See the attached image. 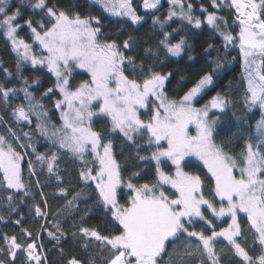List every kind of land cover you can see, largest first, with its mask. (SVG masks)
<instances>
[{"label":"snow or ice","instance_id":"snow-or-ice-1","mask_svg":"<svg viewBox=\"0 0 264 264\" xmlns=\"http://www.w3.org/2000/svg\"><path fill=\"white\" fill-rule=\"evenodd\" d=\"M94 3L132 25L148 23L133 0ZM168 3L164 18H151L160 38L141 57L134 51L137 38L118 42L105 36L101 18L74 5L0 0V35L15 54L21 82L17 87L0 81V104L11 110V120L0 116V224L17 226L14 232L0 230V264H224L226 249L239 258L237 264H264V0H211L214 11L201 5L203 20L191 2ZM160 4L143 0L146 14ZM24 8L31 10L27 19ZM222 9L231 23L219 14ZM174 18L197 29L206 23L225 50L239 49L246 104L262 113L256 136L243 137L242 145L234 143L235 134L221 137L220 114L229 103L223 95L196 106L214 86L221 58L202 68L182 96L168 94L173 73L158 70L164 67L161 55L182 59L191 47L184 37L173 42L179 32L167 28ZM25 28L27 39L20 35ZM25 65L54 77L39 97L31 90L39 79L30 84ZM3 73L9 80L13 75L8 68ZM79 75L88 78L75 82ZM21 92L22 102L13 104ZM45 97H55L56 118ZM96 118L107 122L103 130L95 129ZM114 138L132 147L137 160L154 162L151 180L141 183L140 171L120 163ZM26 156L31 159L25 168ZM196 161L206 169L203 177L185 170ZM70 170L79 190L68 178ZM48 186L63 201L55 212L44 191ZM22 206L55 242L59 261L51 260L40 232L24 226ZM93 212L101 224L88 223ZM207 213L216 220L227 217V226L217 231ZM65 221L71 224L65 227ZM69 240L76 251L65 248Z\"/></svg>","mask_w":264,"mask_h":264},{"label":"trees","instance_id":"trees-1","mask_svg":"<svg viewBox=\"0 0 264 264\" xmlns=\"http://www.w3.org/2000/svg\"><path fill=\"white\" fill-rule=\"evenodd\" d=\"M14 3H18L19 0H13ZM53 3H59L61 7H68L69 5H74L76 11H80L82 14L87 15L91 14L92 16H98L101 18L103 23V31L105 36L111 37L113 39H117V41H122L126 39L129 35L137 38L140 43V47L138 49H134L137 54L141 57L144 56L143 48L155 45L158 41L159 37V27H152L151 18L153 15L164 18L168 9L170 8L168 0H161V4L158 6V10H152L151 12H147L143 8V4L141 0H133V5L136 8L138 14L145 17L148 23L144 24L143 27L139 25H132L130 22H124L122 18L110 16L105 13L98 4L94 3L91 0H52ZM191 2L194 8V14L201 19H204L207 13L201 12V5L208 10V12L214 11L211 6V0H185V4ZM24 19H27L31 15V10L28 8H24ZM220 15L225 16L229 21L232 19L228 16V10L222 9L219 12ZM38 19V17H37ZM23 23V20L21 21ZM172 29H177L179 34L175 35V39L173 42H177L181 37H184L188 44L191 46L186 49L185 54L182 59L168 57L164 59L163 55H161V62L164 65L162 69L163 71H170L173 73L171 77V82L167 85L168 94L173 96L174 98H178L185 91L188 90L189 87L193 85L195 80L198 78V74L201 69L204 68L209 62L215 61L218 57L221 58L223 67L219 69L217 78H215L214 86H210L206 89V95L203 94L200 101L204 99H208L214 94L220 93L228 100V107L225 109V112L221 115V125L219 128L221 137H232L234 134L236 135V139L234 143L236 145L243 144V137L256 136V123L261 119L262 113L260 109L257 107L249 110L248 105L245 101V91H246V81L242 79L243 72V63L242 57L239 55V50L237 48H228L225 50L223 48L222 42L220 38L213 34V30L206 23L200 28L197 29L192 25L187 24L186 21H180L179 19L174 18V22H170V26L167 28L168 31H172ZM21 36L27 39L28 30L25 28L21 33ZM209 44L213 45V48L210 50V55L205 52V49ZM151 55V54H149ZM189 55L192 59H189ZM15 54L11 51L10 43L6 40L3 35H0V81L7 80L10 85L20 86L21 82L16 78V66H15ZM138 63L140 61H137ZM151 62V61H149ZM3 68H8L12 73V77L9 80L8 77L3 73ZM23 75L29 79V83L35 78L39 79L38 85H32L31 90L37 95L40 96V93L43 92L47 87H51L54 83V77H51L50 74L43 69H33L29 65H25L23 67ZM86 75H79L75 77V82H79L81 80L87 79ZM55 97H45L43 103L45 107L52 112L54 118H56L57 113L52 111V104L54 102ZM23 100V93L21 92L19 96L12 101L13 104H19ZM10 109L4 107L0 104V116H4L6 120H11ZM217 111V110H216ZM214 111V112H216ZM106 121L103 118H96L94 122V127L96 130H103L106 127ZM27 130V129H24ZM115 145V154L117 159L120 161L122 165H125L129 168L130 171H140L141 175L144 177L140 180L141 183L151 180L153 178L154 173V162L150 161H139L135 158L136 153L135 150L130 147L127 143L123 141L122 138H114ZM41 151H45L43 147L40 149ZM239 147H237V151ZM151 150L142 151L141 155L150 154ZM31 159V157L26 156L24 161V167H27V161ZM195 167L186 168L187 171H192L194 173L200 174L202 177L206 174V169L203 167L202 162H195ZM71 169V166H70ZM28 174L25 172V178H27ZM69 179H72V185L79 190V185L76 180L73 178L72 172H69ZM45 183H47L45 181ZM207 183V182H206ZM94 187V186H93ZM46 193H48V201L51 206V211L55 212L59 205L63 203L60 199H54L53 193L55 189L52 186H48L44 189ZM91 189H89V193ZM206 196L208 195L207 188L205 189ZM218 199V198H217ZM81 208H84V203L80 204ZM21 211L25 212L26 220L24 222V226L29 228L30 230L40 232V242H42L46 249L51 250V260L59 261V256L55 254V249H53L54 241L48 238L47 233L40 229V225L36 224L34 220H32L31 216L27 214L26 208H21ZM210 218L214 220V224L216 225V229L222 228L225 225V221L228 220L227 217H224L220 220H216L214 217H211L210 213H207ZM15 214L13 215V219H15ZM55 219L54 217H49V220ZM44 223V221H41ZM64 226L67 227L71 224V221L63 222ZM89 224L96 225L101 224L100 215L96 212L90 214ZM200 227V225H198ZM0 230L14 232L17 230V226L11 222H9L6 226L4 224H0ZM208 234H210V230H208ZM226 243V242H225ZM251 246V241H249ZM65 248L68 250L76 251L77 249L73 247L71 240L65 242ZM224 264H237L239 260L238 257L232 254L227 253V249Z\"/></svg>","mask_w":264,"mask_h":264},{"label":"rangeland","instance_id":"rangeland-1","mask_svg":"<svg viewBox=\"0 0 264 264\" xmlns=\"http://www.w3.org/2000/svg\"><path fill=\"white\" fill-rule=\"evenodd\" d=\"M91 1H94V0H91ZM142 1V4H143V0H141ZM99 6V5H98ZM143 6V5H142ZM170 6V5H169ZM203 20V19H202ZM229 23H231V20L229 21ZM238 49V48H237ZM239 50V49H238ZM242 63H243V59H242ZM184 94V93H183ZM182 94V95H183ZM181 95V96H182ZM203 95V94H202ZM216 94H214V95H212L211 97H209L208 99H204V100H202V101H200V99L201 98H198L199 99V103L198 104H196V106L197 107H201V106H203L205 103H207L208 101H210L211 100V98L213 97V96H215ZM213 112L214 111H216V110H212ZM211 114V113H210ZM257 124V123H256ZM199 162V161H198ZM201 163V162H200ZM174 171V170H173ZM187 171V170H186ZM227 225H225L224 227H226ZM220 229V228H219ZM219 229H216L217 231L219 230Z\"/></svg>","mask_w":264,"mask_h":264}]
</instances>
